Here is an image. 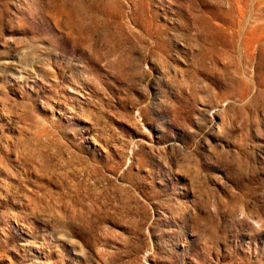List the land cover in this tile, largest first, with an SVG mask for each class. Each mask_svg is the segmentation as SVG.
Wrapping results in <instances>:
<instances>
[{"label": "rangeland", "instance_id": "1", "mask_svg": "<svg viewBox=\"0 0 264 264\" xmlns=\"http://www.w3.org/2000/svg\"><path fill=\"white\" fill-rule=\"evenodd\" d=\"M0 264H264V0H0Z\"/></svg>", "mask_w": 264, "mask_h": 264}]
</instances>
